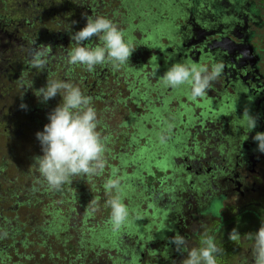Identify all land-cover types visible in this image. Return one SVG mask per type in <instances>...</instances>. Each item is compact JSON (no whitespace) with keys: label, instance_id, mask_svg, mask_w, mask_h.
<instances>
[{"label":"flooded vegetation","instance_id":"flooded-vegetation-1","mask_svg":"<svg viewBox=\"0 0 264 264\" xmlns=\"http://www.w3.org/2000/svg\"><path fill=\"white\" fill-rule=\"evenodd\" d=\"M69 2L73 3L72 7H86L81 0H54L42 4L36 0H0V91L6 92L4 77L19 72L18 64L29 59L33 41L36 46L48 45L50 63L51 43L46 36L53 20L43 7L54 3L67 7ZM90 5L103 7V11L120 7V14L124 12L120 23L125 24L128 40H141L149 51L146 71L138 75L134 82L138 84L132 87L135 91L136 86L145 90L152 85L158 91L151 96L148 90L144 98L142 96L147 102L145 111L129 113L132 120L133 115L138 116L133 124L134 134L139 123H144L148 132L139 134L145 143L147 138L159 136L169 125H178L175 131L178 135L180 129H190L194 140L189 149L177 155L180 164L176 178H180L183 187L167 185L164 191L150 188L143 196L145 206L152 208L155 214L150 226L146 225L147 218L141 223V248L154 257L153 261L147 259L143 264H182L187 252L203 247L202 241L208 237L224 249V254L216 258V264H253L254 241L246 234L257 232L264 221V154L254 151L257 145L252 140L256 132H264V0H93ZM10 7H25L22 12L26 21L19 28L14 25V19L7 16ZM132 12H136L133 19ZM79 15L80 23L84 12ZM149 43L156 46L146 47ZM186 61L205 65L222 62L225 66L219 80L204 97L196 100L191 99L187 86L164 90L160 82L168 67ZM150 62L157 64L152 68ZM33 71L37 73L36 69ZM156 71H162L159 77ZM25 84L30 82L27 80ZM124 84L128 86L130 82ZM142 98L133 102L138 104ZM154 100L158 101L157 105ZM0 105L6 107L5 102ZM160 106L167 109L161 111ZM245 108L258 117L257 127L251 132L243 116ZM1 124L6 126L3 120ZM4 135L11 138L12 134L7 131ZM170 135L176 136L175 133ZM2 138L0 130V140ZM156 141L159 143L158 138ZM157 158H161L160 154ZM151 162L155 163L154 158ZM167 164L171 169L165 161V167ZM179 189L185 201L175 203ZM108 221L109 217L103 225H109ZM126 227L127 224L122 227L121 236L128 234L124 232ZM233 228L241 235L236 241L228 238ZM177 233L188 242L183 253L177 252L168 242V238ZM97 238L103 239L100 235ZM129 238L134 246H140L137 234ZM113 249L117 255V248ZM134 261L131 258L132 264Z\"/></svg>","mask_w":264,"mask_h":264},{"label":"rangeland","instance_id":"rangeland-1","mask_svg":"<svg viewBox=\"0 0 264 264\" xmlns=\"http://www.w3.org/2000/svg\"><path fill=\"white\" fill-rule=\"evenodd\" d=\"M110 8L111 10L104 12L101 16L112 20L116 25H118L120 30H122V26H120V7ZM135 13L136 12H132V19L136 16ZM100 14L101 10L97 11L94 18L96 16H100ZM70 18L71 16H68L65 21H70ZM80 21L81 22L76 28H83L86 25L84 19L81 20L80 18ZM122 32H124V30H122ZM92 39L93 41H97L99 38L94 36ZM64 41L65 40L61 41L60 43H64ZM126 41L130 42L132 47H137V49L141 50L138 53H133L132 56H138L141 54L140 56L142 58L148 57L150 59L149 51L144 48V43L142 45L138 42L134 43L132 40ZM151 45L155 44L150 43V46ZM57 47L60 48V46ZM59 51L61 50L58 49L57 51H52L51 55ZM63 52L66 53V51ZM145 52H147V55L144 56L143 54H145ZM54 57L55 55L51 57V61L49 63L50 66L54 65L55 63ZM57 59L62 58L59 55ZM65 61L67 62V59ZM130 61H133V57H131ZM156 64L154 65V63L150 62V66L152 68H154ZM79 70L84 74L89 73L83 69ZM97 70L100 72H108L107 74L101 73V83L99 87L98 85L93 86L92 84L93 107H95L97 110L98 119L100 121L98 131L105 138L106 142L105 171L101 176L84 179L79 177L74 178L73 182L69 185H64L61 191L49 190L45 182L42 189V185L38 186L39 184H37L38 176H36L34 178L36 186L33 195H35L37 198L38 201H36V203L38 204H36L37 207L35 211L41 212L40 206L44 203L48 204V206L50 205L51 207L59 206L62 210H64V212L66 210L68 211L69 206L71 209L69 210L68 226L63 232H58V235L49 233L47 237H45L44 244H42L43 239L40 237L38 238V236H36L35 239L33 235L28 236V238L25 240L27 244L25 246L21 242H13L15 239H20V236L12 237L8 241L13 243L18 252L38 255L40 253H45L47 250L53 255H57L56 259L54 260L59 264H74L72 261V250H69V243L71 240H73L71 242L73 247H77L81 252L82 248L85 247L82 253V258L78 260L81 261L82 264H120L119 259H116L114 250H112V248H108L107 246H102L105 240L95 238L92 234L98 230L101 231L104 228L112 229L109 225H103V222H105L110 215V207L107 205V200L112 198V196H114L116 193L113 191L111 195H109L104 192V182L109 178H113V173L115 172L116 178L120 179L121 181L123 202L127 205L130 212L129 219L133 220V217H135L137 225L140 223L144 224L145 218H147V226H150L148 225L149 223H153L152 220L154 219L155 214L150 208L145 206V200L143 196L149 193L150 188L164 191L167 190V185L173 187L176 185H181L180 183L182 181H180V178H176L178 165L180 164L177 155L180 152L186 151L190 148V146L193 145L192 142L194 140L189 134V131L191 130L183 129V131H181L180 129V136L175 132L178 125H173L171 126L170 134L175 133L176 136L169 135L167 142L161 143L159 140L158 143L156 141V139H159V136L166 131L165 129L160 131L158 134L159 136L154 138L151 136L150 138H147L145 143H143V139L140 137L139 133L148 132V129L145 128L146 125L144 123H139V129L136 130L134 134L133 130H135L136 127L133 124L136 122L135 120L138 119V116L133 115L134 120H132V117H129V113L137 111V114H140L142 111H145V105H147V102L143 99V95L146 93V91L151 90L150 95L152 96L156 91H158V89L148 86L145 87V90L144 87H142L140 90L139 86H136V90L134 91L135 87H132L131 91V85L129 87L127 84H124L125 78L132 77L128 73L130 71H125L122 69V71L114 70L110 72L106 66H103ZM36 71L39 76L43 74L41 70L36 69ZM161 73L162 71H156L158 77ZM104 80L107 81L102 83ZM68 82H71L76 86L78 83L83 85L85 84L84 78H82L80 74H77L72 80H69ZM116 83H120V85H117ZM162 86L164 90L167 88L164 85ZM150 87L151 89H149ZM95 91H99V98L94 97ZM140 98L142 99L138 104L133 102ZM154 104L157 105L158 101L154 100ZM160 108L161 111H163V109H167L164 106H160ZM171 108L174 107L171 106ZM128 117L129 119L127 120V124H122V122ZM130 135H135L138 138L132 137ZM221 147L222 146H220L219 149H221ZM139 150L142 151L138 152ZM206 150L209 149L206 148ZM159 154L161 158L159 160L158 158L155 159ZM216 156L218 157L219 155L217 154ZM137 158L140 159V161ZM153 158L155 163L151 162ZM165 161H168L171 169L168 164L165 167ZM161 174H163V176H159ZM74 185L76 188H73ZM41 189L42 191H40ZM67 191H74L76 193V196L72 197L71 201H69V199H65V196L68 195ZM130 192H132L131 195H129ZM177 194H182L180 189L177 191ZM212 203L214 202L212 201ZM148 206L150 205L148 204ZM172 209L174 210L175 207L173 206ZM93 213L95 214L93 215ZM52 214L53 211L50 209V212L46 214V217L50 219ZM40 216H44V213L41 212ZM137 216H140L141 219H136ZM18 219L25 224H28V220L23 219L21 216ZM177 223L178 222L175 223V226H177ZM221 224L223 225V221H221ZM216 225L217 224H215V226ZM132 226L133 222L130 223V227ZM7 227L13 228L14 226ZM128 229L129 228L127 227L124 228V232H128ZM140 230L143 233V228ZM62 233H68L70 235V237H68L65 242H62L60 239L61 235L59 234ZM90 234L92 236H90ZM131 235H133V233ZM92 237L94 241L92 240ZM124 242L127 244V246L130 245V241L128 239H126ZM5 243L6 239L4 238L3 244L5 245ZM106 249H111L107 251L110 253L108 256L103 253ZM68 251L71 253H68ZM134 251H138L139 254L140 248L136 247ZM123 256L124 259L121 264H128L132 256L131 251L124 252ZM43 260L44 264L46 262L52 264V260L46 261V254L42 258V261ZM134 260L137 263L143 264L142 258L137 257ZM7 263L20 264L15 257L8 259Z\"/></svg>","mask_w":264,"mask_h":264},{"label":"clouds","instance_id":"clouds-1","mask_svg":"<svg viewBox=\"0 0 264 264\" xmlns=\"http://www.w3.org/2000/svg\"><path fill=\"white\" fill-rule=\"evenodd\" d=\"M85 18L87 23L83 28L74 33L70 32V40L76 46L68 51L67 64L82 66L89 73L94 72L97 66H110L119 70L129 64L134 49L130 42L125 40L118 25L103 16L93 18L85 14ZM94 36L99 38L97 45L84 44ZM49 54L47 45L36 46L33 41V47L29 50L28 67L45 70L49 63ZM224 67L222 62L211 65L192 61L174 63L165 70L160 82L173 90L187 86L191 99L196 100L204 97L219 80ZM80 85L47 79L46 85L35 93L43 103L55 98L57 94L62 97V102L47 114L49 123L44 125L43 131L35 134L43 154L33 157L34 164L42 181L51 191H61L64 185L72 183L77 177L84 179L101 176L106 168V142L98 131V113L93 107V98L85 95L79 88H82L83 84ZM19 107L27 110L28 106L21 103ZM243 116L247 118L246 127L248 132H251L257 127L258 117L251 115L248 108H245ZM170 132L171 125L159 136L161 143L167 142ZM252 140L257 145L254 151L264 154V132H256ZM103 188L109 195L113 191L116 193L107 200L110 207L108 222L113 231H119L128 221L130 212L123 202L121 181L116 178L115 172L113 178L104 182ZM136 219L141 217L137 216ZM7 236L8 233L4 232L0 234V239ZM246 236L254 241L253 264H264V221L257 232L248 233ZM239 237L241 235L235 228L228 235L231 241H236ZM168 242L180 253L185 252L188 244L187 239L179 233L168 238ZM202 244L203 247L189 250L182 264H216V258L224 254V249L217 246L211 237L203 240Z\"/></svg>","mask_w":264,"mask_h":264},{"label":"trees","instance_id":"trees-1","mask_svg":"<svg viewBox=\"0 0 264 264\" xmlns=\"http://www.w3.org/2000/svg\"><path fill=\"white\" fill-rule=\"evenodd\" d=\"M12 1L15 2L16 0ZM36 1H38L40 4L47 1L54 2V0ZM81 1L82 4L86 7H72V2H69L67 7L55 5L62 3H54L52 5L43 7L45 12L50 17H52L53 20L51 28L48 29V33L46 36V38L48 37L47 41L51 43L50 46L52 51H57L58 49L61 50L51 55V57L55 55L54 65L50 66V64H48L46 69L41 71L43 74L39 76L35 71H33V69L28 67V59L26 58L18 64L17 68L19 69V72H15L13 75H6L3 79V84L6 92L0 91V102H2V104H4L5 102L6 107H2L0 105V130L3 134V138L0 140V234L7 232L8 236L7 238H5V245L3 244L4 239H0V264H8L7 260L11 257H15L20 264H44V260L42 261V258L45 256V254L46 261L52 260V264H59L54 260L56 259L57 255H53L50 251L46 250L45 253H40L38 255L18 252L13 243L9 242L8 240L14 236H20V239H15V241L13 242H21L25 246L27 245L25 240L28 238V236L33 235L34 239L36 238V236H38V238H42V244H44L45 237H47L49 233L58 235V232H63L64 229L68 226L69 210L71 209L69 206L68 211L66 210L64 212V210H62L59 206L51 207L50 205L48 206V204L44 203L40 206V210L42 213H44V216H40V211H35L37 207L36 204H38L36 203V201L38 200L35 195H33L36 186L34 178L38 176V186L42 185V189L44 186V182L42 181L33 160V157L43 154L41 151L40 143L36 139L35 134L38 131H43L44 125L49 123L47 114L62 102V97L57 94L55 98L49 100L46 103H43L35 93L36 90L46 85L47 79L69 81L72 80L78 72H81L79 69H83L84 71H86V69L82 66H69L65 61L67 59L68 51L76 46L70 40V32L74 33L75 31H79L82 28H76L79 25V12H84L83 19L85 23H87L85 14L91 16L94 13H97V11L99 10H101L102 12L103 7L97 8L90 5L93 0H88V2H86V0ZM24 8L25 7H10V14L7 15L10 16L11 19H14V25L18 28L20 27L22 22L23 24H25L24 21H26L25 19H23L22 11L24 10ZM27 14V11H25L24 17ZM69 14H72L70 21H65L66 17H68L67 15ZM126 15L128 17L129 13L127 12ZM122 16L124 18V12H121V17ZM60 17H62V19ZM73 21H75L76 23H73ZM45 24L47 25V23ZM120 26H122V30L125 29L124 23H120ZM138 31L140 33H143L140 29ZM123 33L125 34V40H128V35H126L125 30ZM63 40H65L64 43H60ZM142 40H144V38H142ZM137 42L143 45V42L141 40ZM98 43L99 39L97 41H93V39H91L90 41L84 42L85 45L89 44L88 46H95ZM57 46H60V48H58ZM148 46H150V43L146 44V47ZM132 48L134 49L133 53H138L139 51H141L137 49V47ZM63 51H66V53ZM59 55L62 59H57ZM140 55L131 56L133 57V61H129V64L124 65L119 69L120 71H122V69H124L125 71H130L128 73L132 77L125 78L124 83L126 81H129L131 87L138 84L134 83L135 80L138 79V75L140 73H145L144 70L149 63V59H147L148 57L142 58ZM143 55H147V52H145V54ZM26 64L27 66L25 67ZM101 67L103 66H97L95 70ZM106 67L108 68V71H114V69H112L110 66ZM66 70H70V72H66ZM75 72L76 74H74ZM99 72L100 71L97 70L95 73H80L82 78H84L85 80V84L82 86V88L79 87L81 86L79 83L77 85H79L78 87L85 95L93 97L92 84L93 86L98 85L99 87L101 83V73H108L107 71H103L100 73ZM27 80L28 82H30V84L28 85L25 84ZM106 81L107 80H104L102 83H105ZM116 84L120 85V83ZM23 85H25L26 88H24ZM130 85L128 86L130 87ZM94 97H100L99 91H95ZM21 103H24L28 106L27 110L20 109L19 106ZM7 113L11 114L6 115ZM128 119L129 118L125 119L122 124H127ZM1 120L5 122L6 126H2ZM5 129L6 131H4ZM7 131L12 134L11 138L5 137L4 134ZM13 136L14 138L12 139ZM183 185L184 184H182L181 187H183ZM73 188H76L75 185L73 186ZM42 189L40 191H42ZM189 191L192 192V189H189ZM67 192L68 195L65 196V199H69V201H71V198L75 197L76 193L74 191ZM175 198L178 199L175 203L185 201L180 194L175 195ZM50 209H52L53 214L51 215V218L48 219L46 217V214L50 212ZM150 209L152 210V208ZM94 214L95 213H93V215ZM20 216L23 219L28 220V224L20 221L18 219ZM131 222H133L132 227H130ZM152 222H154V219L152 220ZM126 224L129 228L128 234L126 236H121L122 228L119 231H113L112 229L109 231L108 229H104L91 233L95 238H97L99 235L103 237V240H105L103 246L112 248V250H114L113 248H117V255L115 253L116 259L118 258L119 260H123V253L126 251H131V258H142L143 263L147 259L153 261L154 257L152 255H149L150 251L146 252L143 248H141V245L143 244V234L140 230L141 223L136 225L135 217H133V220L128 219ZM7 226L14 227L12 228ZM36 229L38 230V233ZM132 233L137 234L139 236V240H141L139 246V254L138 251H134V249L136 248L134 246L135 244L131 243L132 240L129 238L130 236H132ZM59 235H61L60 239L62 240V242H65L68 237H70L68 233H62ZM90 236L92 235L90 234ZM126 239L130 241V245L128 246L124 242ZM72 241L73 240H71V242ZM71 242L69 243V250H72V261L74 262V264H77L78 260L82 258V253L85 247L82 248L81 252L77 247H73ZM108 250L111 249H106L103 252L106 254V256L110 255V253L107 252ZM142 251L145 252L144 255L141 254ZM68 253L71 252L68 251ZM128 263L132 264L131 260ZM133 264L139 263L134 261Z\"/></svg>","mask_w":264,"mask_h":264},{"label":"crops","instance_id":"crops-1","mask_svg":"<svg viewBox=\"0 0 264 264\" xmlns=\"http://www.w3.org/2000/svg\"><path fill=\"white\" fill-rule=\"evenodd\" d=\"M104 12H106V11H102V13H104ZM94 18V17H93Z\"/></svg>","mask_w":264,"mask_h":264}]
</instances>
